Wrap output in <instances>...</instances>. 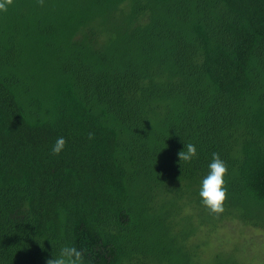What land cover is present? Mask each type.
Masks as SVG:
<instances>
[{"label":"trees","instance_id":"obj_1","mask_svg":"<svg viewBox=\"0 0 264 264\" xmlns=\"http://www.w3.org/2000/svg\"><path fill=\"white\" fill-rule=\"evenodd\" d=\"M212 152L218 214L198 196ZM228 220L264 230V0L0 11V264H45L62 243L91 264H243L211 244Z\"/></svg>","mask_w":264,"mask_h":264},{"label":"clouds","instance_id":"obj_2","mask_svg":"<svg viewBox=\"0 0 264 264\" xmlns=\"http://www.w3.org/2000/svg\"><path fill=\"white\" fill-rule=\"evenodd\" d=\"M11 0H0V11L4 10ZM93 133L88 132L92 137ZM65 146V138L58 136L51 145L52 153H60ZM196 146L191 142H184L183 148L178 151L179 160L189 162L196 156ZM227 171L225 161L218 153L212 152L211 159L207 163V171L201 177L198 188L200 203L209 212L220 213L223 210V202L226 198V188L224 187V174ZM45 264H91L86 261L80 248L72 243H62L50 258H46Z\"/></svg>","mask_w":264,"mask_h":264},{"label":"rangeland","instance_id":"obj_3","mask_svg":"<svg viewBox=\"0 0 264 264\" xmlns=\"http://www.w3.org/2000/svg\"><path fill=\"white\" fill-rule=\"evenodd\" d=\"M209 235L216 251L232 252L243 264H264V230L245 226L237 220H228ZM206 250L211 252L212 248Z\"/></svg>","mask_w":264,"mask_h":264}]
</instances>
